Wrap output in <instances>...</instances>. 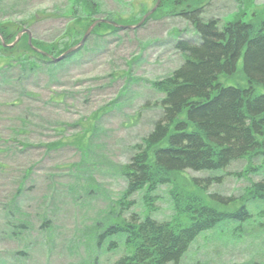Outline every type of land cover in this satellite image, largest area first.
<instances>
[{
    "label": "rangeland",
    "instance_id": "1",
    "mask_svg": "<svg viewBox=\"0 0 264 264\" xmlns=\"http://www.w3.org/2000/svg\"><path fill=\"white\" fill-rule=\"evenodd\" d=\"M0 1V18H24L32 13L38 14L37 19L42 18L32 23L31 28L27 27L32 37L52 40L63 25L64 18L59 16L57 8L65 0ZM140 1L136 0L138 6ZM143 1L147 7L154 2ZM204 1L200 17L217 18L219 25L233 21L234 15L241 11L246 13L239 16L243 21L253 18V12L258 17L254 21L264 18V0H252L251 4L245 3V8L238 0ZM103 8L124 10L128 14L114 0H103ZM172 27L191 30L179 18L151 19L144 27L123 29L116 36L107 37L105 42L89 37L88 51L55 76L44 70L11 86L0 79V207L15 199L22 200L24 211L40 212L35 209L38 200L48 216L54 213L55 226L48 254L36 236V225L26 239H10L4 232L0 212L2 264H19L18 261L21 264H89L90 251H96L99 245L89 239V232L100 234L106 226L100 220L94 225L93 222L107 208L115 209L114 200L125 182L119 169L129 159L131 145L151 129L160 115L159 110L142 109L146 100L156 96L150 81L171 72L181 61L165 43ZM192 34H195L193 29ZM155 39L158 44L151 43ZM137 56L141 60L133 64ZM17 73L19 69L14 67L12 74ZM82 133L87 136L83 135V148L77 145V134ZM243 166L244 161L234 162L228 170L238 172ZM29 168L26 191L15 196L17 183ZM187 173L196 177L207 175V172ZM183 175H178V179L186 180ZM250 179L256 178L250 176ZM246 180L230 175L223 183L210 185L208 192L215 190L237 196ZM167 188L162 185L153 191L157 195L156 217L160 220L172 215ZM73 195L70 201L68 198ZM34 196L37 199L33 201ZM134 198L136 205L131 211L140 214L144 207L138 202V194ZM248 210L251 217L242 225L230 221L228 226L222 221L209 229V234V230L201 232L178 264H250L251 256L264 259V212L255 215L258 207L252 203H248ZM107 238L104 237L99 247L97 264L115 258L120 251L115 247L112 253L105 254L109 248ZM29 240L35 245L29 246ZM27 244L28 248L24 249ZM44 244L47 245L45 241ZM18 250L26 251L22 259V255L16 254Z\"/></svg>",
    "mask_w": 264,
    "mask_h": 264
},
{
    "label": "trees",
    "instance_id": "2",
    "mask_svg": "<svg viewBox=\"0 0 264 264\" xmlns=\"http://www.w3.org/2000/svg\"><path fill=\"white\" fill-rule=\"evenodd\" d=\"M114 1L125 7L128 14L124 10H104L103 0H65L57 8L59 16L64 18L57 35L48 41L32 37V45L39 51L58 56L76 44L97 18H105L119 26H132L156 0L151 7L143 0L139 6L136 0ZM238 1L244 8L245 3H252V0ZM204 2L160 0L141 25L144 27L151 19L179 18L187 22L191 30L172 27L167 32L165 43L180 54L181 64L163 77L150 81L156 96L146 100L142 109L159 110L160 115L151 129L131 145L133 154L119 169L125 181L124 188L115 201L118 209L113 216L117 220L106 232L110 236L123 234L125 244L124 256L113 264L177 263L193 238L218 221L248 220L243 201L264 202V18L254 21L258 17L253 12V18L243 21L239 16H246V13L241 11L233 14V21L219 27L217 18L203 20L200 17ZM37 17V13H32L24 18H0V34L6 43L11 42L20 30L31 28L32 23L42 19ZM121 30L101 22L93 28L91 36L97 42H105L107 37L116 36ZM151 43L158 44L156 39ZM73 56L81 57V51ZM139 60L141 57L137 56L132 63L137 64ZM63 66V61L54 63L48 56L30 49L26 34L12 47L0 45V79L5 85H15L23 77L39 75L44 70L55 75ZM14 67L19 69L16 75L12 74ZM83 135L86 136L77 134V145L82 148ZM238 161H244L243 168L230 172L228 167ZM186 171L207 172V175L192 176L185 181L178 179L177 176ZM23 174L15 196L26 191L25 180L31 174L30 168ZM224 175L247 179V183L236 197L214 191L205 200L209 185L220 182ZM250 176L257 178L252 180ZM188 184L192 190L187 188ZM162 185L168 186L173 214L167 220L158 221L148 215L142 217L141 214L155 209L157 195L153 191ZM136 193L141 194L140 202L144 206L140 214L131 211L135 205L131 196ZM236 203L238 205L230 212L214 206ZM36 207L41 211L40 240L44 248L49 244L52 249L55 226L38 200ZM0 208L6 225L14 222L22 230L31 226L30 214L24 212L21 200L13 199ZM252 263L264 264V260Z\"/></svg>",
    "mask_w": 264,
    "mask_h": 264
},
{
    "label": "water",
    "instance_id": "3",
    "mask_svg": "<svg viewBox=\"0 0 264 264\" xmlns=\"http://www.w3.org/2000/svg\"><path fill=\"white\" fill-rule=\"evenodd\" d=\"M93 25H94V24H93ZM93 25L90 26V28L86 31V33L84 34V36H83L82 39L80 40L79 45H81V44L84 42L85 38L87 37V35H88V33L90 32V29L93 27ZM28 44L31 46V44H30V37L28 38ZM31 47H32V46H31ZM74 49H75V47L69 49V50L67 51V53H68V52H71V51L74 50ZM65 54H66V53H65ZM61 57H62V56L58 57L56 60H59Z\"/></svg>",
    "mask_w": 264,
    "mask_h": 264
},
{
    "label": "bare ground",
    "instance_id": "4",
    "mask_svg": "<svg viewBox=\"0 0 264 264\" xmlns=\"http://www.w3.org/2000/svg\"><path fill=\"white\" fill-rule=\"evenodd\" d=\"M223 25V24H222ZM219 26H221V25H219ZM173 214V213H172Z\"/></svg>",
    "mask_w": 264,
    "mask_h": 264
}]
</instances>
